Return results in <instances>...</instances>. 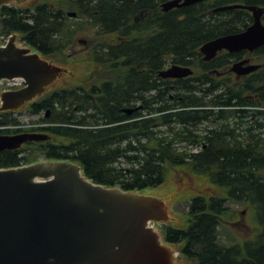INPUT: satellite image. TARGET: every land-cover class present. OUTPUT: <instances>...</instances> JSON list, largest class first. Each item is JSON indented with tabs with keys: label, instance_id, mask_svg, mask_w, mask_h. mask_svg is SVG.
Instances as JSON below:
<instances>
[{
	"label": "trees",
	"instance_id": "obj_1",
	"mask_svg": "<svg viewBox=\"0 0 264 264\" xmlns=\"http://www.w3.org/2000/svg\"><path fill=\"white\" fill-rule=\"evenodd\" d=\"M163 1L53 0L25 10L1 8V32L20 33L50 58L67 57L65 51L84 28L96 30L99 40L87 49V61L96 66L87 83L57 88L30 106L50 123L31 130L51 138L1 151L0 167L34 163L41 156L70 160L96 183L138 192L163 184L173 169L186 167L227 190L192 197L188 221L182 227L168 226L167 240L209 264H264V68L240 79L218 76L212 69L219 62L230 63L233 54L221 53L206 62L200 50L236 26L238 10L213 12L214 7L255 2L212 0L163 11ZM67 9L75 10L78 19ZM240 12L246 21L248 12ZM174 63L192 66L194 74L159 76ZM132 107L138 110L128 116L123 110ZM249 109L254 113L247 114ZM245 118H250L247 125ZM16 123L12 112L0 114V124ZM206 123L210 127L200 130ZM228 132L239 135L230 137ZM226 192L254 204L260 231L255 249L246 240L238 254L240 246L218 241L230 211Z\"/></svg>",
	"mask_w": 264,
	"mask_h": 264
},
{
	"label": "water",
	"instance_id": "obj_2",
	"mask_svg": "<svg viewBox=\"0 0 264 264\" xmlns=\"http://www.w3.org/2000/svg\"><path fill=\"white\" fill-rule=\"evenodd\" d=\"M38 1L19 0V5ZM198 1L202 0H168L162 8L168 11ZM238 7L254 11L256 23L242 33L204 43V59H212L223 49H252L264 43L258 7L227 4L215 11ZM18 47L14 43L0 47V78L23 77L28 86L15 96L20 100L34 97L12 105L10 111L27 108L28 102L54 90L64 73L73 75L67 67H54L39 54ZM247 61L235 63L232 70L242 75L260 66H246ZM191 74L190 66L180 64L159 72L164 78ZM137 109L125 111L131 115ZM48 137L43 133L0 134V151ZM156 198L165 203L169 223L183 222L178 217V194ZM156 198L97 184L82 175L78 164L67 160L0 169V264H171V253L156 231L147 227L149 219L163 214ZM177 264H184L183 257H178Z\"/></svg>",
	"mask_w": 264,
	"mask_h": 264
},
{
	"label": "rangeland",
	"instance_id": "obj_3",
	"mask_svg": "<svg viewBox=\"0 0 264 264\" xmlns=\"http://www.w3.org/2000/svg\"><path fill=\"white\" fill-rule=\"evenodd\" d=\"M44 1H53V0H39L35 3L21 4L19 5V0H16L12 3L18 4L19 6H31L36 3ZM59 3H63L58 0ZM72 10V9H67ZM75 19H78L77 17ZM96 30L92 28H84L77 32L73 44L65 51L67 57L62 58H52L50 63H53L55 66L67 67L70 72L73 74L64 73L60 82L58 83L57 88L68 87L72 85H82L87 83V79L96 72V66L91 61H87L89 58V50L91 46L95 45L99 36L95 33ZM20 39L19 34H15L10 40L17 42ZM80 39H85L86 43L79 42ZM6 43V39L3 38V35H0V44ZM86 44V45H85ZM18 46H26V44L21 39ZM30 47V46H28ZM59 55V53H57ZM56 57V56H55ZM46 59H50L45 56ZM264 60L255 62L263 63ZM234 77V76H233ZM14 113V116L17 117L21 123L31 124L32 121L37 120L42 117V114H33L30 113L27 108L11 111ZM252 113V112H251ZM250 114V113H248ZM250 118H245L243 121L246 123ZM235 120L231 118V127H234ZM211 124H217L216 122H211ZM220 124V123H219ZM204 126L210 127L209 123L202 124L200 130ZM25 129H30L23 127ZM259 132L263 130H258ZM255 133V131H254ZM192 147V146H191ZM194 151H197L199 147H192ZM226 188L218 187L213 184L210 178L206 175H196L190 169L186 167H177L173 169L171 175L168 177L167 181L157 187H151L146 189L148 195H152L159 198H167L178 194V217H183V222H174L170 223L175 227H182L187 221V212L189 210V202L192 197L200 194H213L219 195L225 192ZM223 190V191H222ZM224 197L228 199L225 203L228 205L230 211L227 214L228 222L226 221L225 227L221 228L220 240L226 241H238L242 240V237L248 236L247 232L250 234L257 233L259 231V226L257 224V210L252 202L247 198L236 197L232 198L227 194H224ZM249 234V235H250ZM184 264H189L188 258L183 256Z\"/></svg>",
	"mask_w": 264,
	"mask_h": 264
},
{
	"label": "flooded vegetation",
	"instance_id": "obj_4",
	"mask_svg": "<svg viewBox=\"0 0 264 264\" xmlns=\"http://www.w3.org/2000/svg\"><path fill=\"white\" fill-rule=\"evenodd\" d=\"M11 1H16V0H9V3L14 5V3H12ZM253 1L255 2V5H258L261 8H263V10H261V12H260V20L264 24V0H253ZM17 7H19L18 4H17ZM245 16H244V14H242L240 12V10H238L236 13H234L233 22L236 23V26L234 28V32H231V33H239V32L246 30L249 26H251L256 21V18H257V15H255L254 12H252V11H248V13H247L248 19L246 21H244ZM225 52L229 53V54H233L232 58L230 59V63H228L226 65H222L219 62L218 64H220V65H218L214 69H212L211 73H216V75H224V76L225 75H231L234 77H238V75L231 69V66L235 62H238V61L241 62L243 60H248V62L246 63V65H248V64L253 63V62H259V61L264 60V44H261L258 47H255L252 49L251 48H241L237 51H231V52L229 50L225 49V50L221 51V53H225ZM204 61L208 62L207 60H204ZM7 99L9 100L10 97L8 96ZM12 102L13 101L9 100V103H12ZM49 115H50V112H49ZM227 134L230 137H234V136L239 135V134H233L230 132H228ZM248 135L249 134H246V136H248ZM207 147H208V145L205 144L204 148H207ZM246 240H249L251 242V246L253 249L256 248L257 236L255 233L250 234L248 237H242V240L238 239V241H234V242L233 241H226L223 239L220 240V237L218 239V241L223 242L224 244H226L227 246H230V247H231V244H233V246H238V247L240 246L239 249L237 248L238 254H239V250L241 249L242 245L245 244ZM174 245L176 246V248L182 250V247L179 243H176ZM209 252L213 253L214 249H209ZM189 260L192 264H209L208 262H201L199 257H197V258H191L190 257Z\"/></svg>",
	"mask_w": 264,
	"mask_h": 264
}]
</instances>
